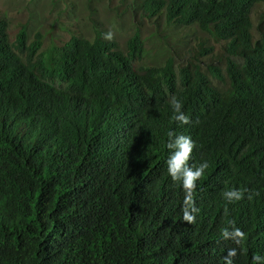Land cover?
<instances>
[{
    "label": "trees",
    "instance_id": "16d2710c",
    "mask_svg": "<svg viewBox=\"0 0 264 264\" xmlns=\"http://www.w3.org/2000/svg\"><path fill=\"white\" fill-rule=\"evenodd\" d=\"M64 2L71 16L74 3ZM257 3L264 0H146L149 15L165 9L174 29L195 34L196 62L184 66L175 57L137 65L139 29L126 52L97 25L92 39L72 33L43 49L41 31L31 37L25 23L12 38L0 18V264H264ZM196 29L225 44L213 49ZM188 40L182 34L174 53L191 52ZM208 53L207 72L198 54ZM172 97L190 123L173 119ZM169 131L194 141L190 167L209 165L197 180L194 223L183 216L182 183L167 171ZM83 181L107 199L79 206ZM233 189L243 198L229 202ZM234 229L243 238L223 235Z\"/></svg>",
    "mask_w": 264,
    "mask_h": 264
},
{
    "label": "rangeland",
    "instance_id": "374dc122",
    "mask_svg": "<svg viewBox=\"0 0 264 264\" xmlns=\"http://www.w3.org/2000/svg\"><path fill=\"white\" fill-rule=\"evenodd\" d=\"M74 3L76 10L72 15L64 11L65 2ZM146 0H0V18H6L9 23V33L13 38L20 25L29 24L31 37L37 31L44 34L43 49L48 48L51 42L61 43L68 40L72 33L92 39L96 34L95 26L104 31V38H114L123 51H127V42L137 29L141 31L144 41V58L136 64L163 65L169 58L175 57L178 66L195 63V54L198 43L190 36V30H176L172 24L167 23L165 9L149 15L144 9ZM264 12V4L257 3L252 7L251 17L254 24L259 22ZM31 13H34L33 15ZM20 26V27H19ZM189 36L188 44L193 47L174 53L173 45L182 34ZM196 36L207 38V45L220 47L225 42L219 43L211 36L199 29ZM257 34V27L254 26ZM208 54H198L199 65L208 69L210 60Z\"/></svg>",
    "mask_w": 264,
    "mask_h": 264
},
{
    "label": "clouds",
    "instance_id": "9594fccd",
    "mask_svg": "<svg viewBox=\"0 0 264 264\" xmlns=\"http://www.w3.org/2000/svg\"><path fill=\"white\" fill-rule=\"evenodd\" d=\"M108 38H111V34L108 35ZM204 69V68H203ZM208 72V69H204ZM213 81H217L215 77L211 78ZM171 106L173 109V119L181 124L190 123V118L184 114L182 111L183 104L176 97H172ZM168 143L167 147L172 150L171 155L167 160V171L169 176H171L173 181H179L182 183L185 194V207L183 210L184 219L189 223L195 222V216L192 214L198 209L195 208L194 204V196L196 190L200 186V181L204 174L205 170L208 168V163L202 162L199 166L192 168L188 165V161L191 158V153L193 148L195 147L194 141L190 136L187 135H176L174 132H168ZM78 195H79V206L83 203L89 202L95 199L97 196L102 195L104 200L107 199L102 193L100 189H96L94 183L92 181H83L81 185L78 187ZM224 196L229 200V202L233 200H240L243 198V192L239 190H228L224 193ZM113 200L110 202H106V206L108 208L111 207ZM223 235L227 238L229 235L233 237L243 238L244 233L239 229H234L233 233H229L227 230L223 232ZM234 250L230 251V255H234ZM254 259H259V257H254Z\"/></svg>",
    "mask_w": 264,
    "mask_h": 264
}]
</instances>
